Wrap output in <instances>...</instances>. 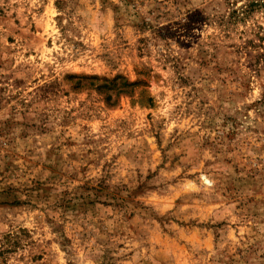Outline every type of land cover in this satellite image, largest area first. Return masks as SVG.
<instances>
[{"label":"rangeland","instance_id":"rangeland-1","mask_svg":"<svg viewBox=\"0 0 264 264\" xmlns=\"http://www.w3.org/2000/svg\"><path fill=\"white\" fill-rule=\"evenodd\" d=\"M0 264H264V0H0Z\"/></svg>","mask_w":264,"mask_h":264}]
</instances>
